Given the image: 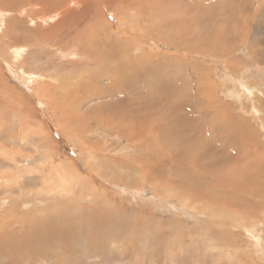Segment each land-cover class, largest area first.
I'll use <instances>...</instances> for the list:
<instances>
[{"label":"rangeland","instance_id":"1","mask_svg":"<svg viewBox=\"0 0 264 264\" xmlns=\"http://www.w3.org/2000/svg\"><path fill=\"white\" fill-rule=\"evenodd\" d=\"M262 3L121 1L36 59L37 38L0 42V235L83 223L51 238L78 255L28 264H264Z\"/></svg>","mask_w":264,"mask_h":264},{"label":"bare ground","instance_id":"2","mask_svg":"<svg viewBox=\"0 0 264 264\" xmlns=\"http://www.w3.org/2000/svg\"><path fill=\"white\" fill-rule=\"evenodd\" d=\"M121 1H128V0H0V7L2 8V12H0V30L4 27V23H5V17L2 16V13H7L8 12V13H11L12 16H13L12 18L10 16H8V18H10V19H9V21H7L5 23L6 30H5V32L3 34V36H0V42H4V43L7 42V43H9V45L11 44V46L12 45L16 46L14 43H17L19 41V36L21 34L23 36V42H24V46L23 45H21V46H23V48L26 49V45L29 47V45L31 43L30 41L32 39L37 38V40H39L40 47L37 48V49L34 48V50L31 49L32 51L29 52L30 54H34L35 55V59H36L37 57H39L41 55V53L43 54L44 51H47V49H48L49 46H51V47L53 46V48H55L58 44L60 46V42L62 41L63 37H65L66 34H67L66 19H68V18H72V19L73 18H78V17H75L77 14L82 15L83 13H86V12L88 13V11L91 10L92 8L99 9L100 11H102V13L104 11H106V9L113 8V10H116L118 8H121V6H120V2ZM138 3H140V2H138ZM262 4H264V3H262ZM115 5L118 6V7L115 8ZM259 5H261V4H259ZM36 7H42V8L41 9H36ZM130 8H131V6H130ZM137 8H139V7H137ZM136 9H135V11H136ZM139 9H141V8H139ZM24 10L27 12V15H26V17L20 19L21 15H22V11H24ZM137 12H139V11L137 10ZM51 13L55 14L56 17H57V21L55 22V24H54L53 27H50V28H40L38 26L34 27V24L32 25V22H29V25H25V22H28V20H30V21L34 20L33 18L36 15L42 14L44 16V15L50 14V16H51L52 15ZM138 14H140V12ZM42 15H40V16L42 17ZM40 16H38V17H40ZM120 17H121V15H120ZM143 17H145V16H143ZM6 19H7V17H6ZM71 25H73V24L71 23ZM0 33H1V31H0ZM74 34H75V32H74ZM65 43H67V42H65ZM4 46H6V44ZM21 46H20V48L17 47L16 49H14L15 50L14 53L20 54V52H22ZM13 47H11V48H13ZM32 48H33V46H32ZM60 49H62V48H60ZM63 49L65 50V48H63ZM1 50H3V49H1ZM1 50H0V52H3ZM4 50H5V48H4ZM89 50H92V49H89ZM80 51H85V49H81ZM38 54H40V55L37 56ZM70 54L71 53H69V55ZM12 55H15V54H11V56H9V57H12ZM94 56H95V54H94ZM9 57H7V58H9ZM82 57L84 59H86L84 53H82ZM95 58L98 59V56L95 57ZM41 59L42 58H40V60H38V61L41 62ZM42 63H44V62L42 61ZM48 64H49V62H48ZM92 65H93V63H92ZM117 70H118V68H117ZM121 70L119 69L120 72H122ZM19 74L21 75V73H19ZM114 80H116V79H114ZM78 94H81V93H78ZM83 111H85V110H83ZM119 131L124 132V130H119ZM207 135H208V133H207ZM255 166H257V165H255ZM58 170H60V169H58ZM58 170L56 169L55 171H58ZM99 195H101V194H99ZM59 211H60V209H59ZM84 211H85V209H84ZM210 212L211 211H209V213ZM53 213H55V212H53ZM72 216H74V215H72ZM72 219L70 220V218L68 219V218H66V216H60V217H57V219L54 217V219H48V220H46V223L45 224L44 223H39L40 225H32V226H30L25 231V233H23V234H17V232L15 233V232H12V231L11 232H5V233L1 234L0 235V264H1V260H4L5 261V259L7 260V262L9 264H15V263L18 264V262H22V264H23V262H26V264H28V263H32V262L41 260L43 257H46V256H50V255L51 256L60 255V253H62V252L66 253V254H71V256H73L72 253L75 252L76 255H78L77 253H79L80 250H83L84 246H81V244H80L81 247L80 246H76V245H78V241H79V238L77 236H73L72 238H70L71 241L74 240L75 242H69V243L65 242L64 244H61V243H58V242L51 241V238L52 237H54L55 235H58L61 232H68V231L74 229L75 227L77 228V226H83V223L82 222L77 223V222H74V220H72ZM100 225H103V227L106 228V226L104 224H100ZM100 225H97V227H99ZM12 227L14 229V226H12V225H11V228L10 229H12ZM15 227H16V225H15ZM87 231H89V230H87ZM89 233L91 234V232H89ZM101 233H102L101 235L95 234V237L94 236L92 237L91 236L92 234H91L90 235L91 237L90 236L89 237L86 236L87 239H85V240H88V242L86 243L88 245V247H90V246L95 247L97 249V252L100 253V254H101V250H100V252L98 250L100 248H103L104 244L106 243L105 241H108L109 240V236L107 234H105V232L103 230L101 231ZM16 234L18 236H16ZM261 238L262 237H260V239ZM82 240L83 239H81V243H82ZM110 241L111 240H109V242ZM141 244H142V242H141ZM78 250H79V252H76ZM91 251H93V250H91ZM94 254H96V253H94ZM146 254L148 255L149 253H146ZM58 257H60V256H58ZM233 257H234V255H233ZM59 260L61 262H67V261H65L66 260L65 258L61 259V257H60ZM37 263H39V262H37Z\"/></svg>","mask_w":264,"mask_h":264}]
</instances>
